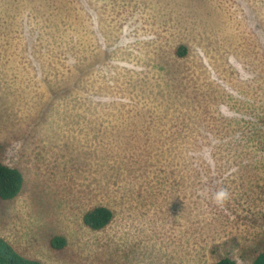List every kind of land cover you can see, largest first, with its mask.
<instances>
[{
	"label": "rangeland",
	"instance_id": "374dc122",
	"mask_svg": "<svg viewBox=\"0 0 264 264\" xmlns=\"http://www.w3.org/2000/svg\"><path fill=\"white\" fill-rule=\"evenodd\" d=\"M0 160L24 175L0 236L27 257L254 260L264 0H0ZM97 205L102 229L83 221Z\"/></svg>",
	"mask_w": 264,
	"mask_h": 264
},
{
	"label": "trees",
	"instance_id": "16d2710c",
	"mask_svg": "<svg viewBox=\"0 0 264 264\" xmlns=\"http://www.w3.org/2000/svg\"><path fill=\"white\" fill-rule=\"evenodd\" d=\"M180 55L185 54V46L179 50ZM24 185L22 171L0 160V198L9 200L16 197ZM114 212L105 205H97L87 210L83 216L84 223L93 229L106 227L113 219ZM67 243L64 236L56 235L51 240L54 248L61 249ZM0 264H47L38 259L30 258L20 253L9 241L0 236ZM213 264H264V251L260 252L250 262L238 263L231 256H224Z\"/></svg>",
	"mask_w": 264,
	"mask_h": 264
}]
</instances>
